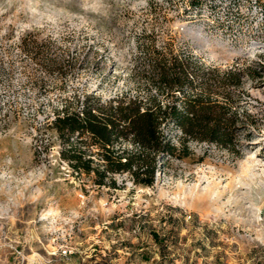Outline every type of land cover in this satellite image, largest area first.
<instances>
[{
    "label": "rangeland",
    "instance_id": "374dc122",
    "mask_svg": "<svg viewBox=\"0 0 264 264\" xmlns=\"http://www.w3.org/2000/svg\"><path fill=\"white\" fill-rule=\"evenodd\" d=\"M157 50L251 67L239 151L162 155L152 187L74 175L54 111L155 90ZM0 264H264V0H0Z\"/></svg>",
    "mask_w": 264,
    "mask_h": 264
},
{
    "label": "trees",
    "instance_id": "16d2710c",
    "mask_svg": "<svg viewBox=\"0 0 264 264\" xmlns=\"http://www.w3.org/2000/svg\"><path fill=\"white\" fill-rule=\"evenodd\" d=\"M247 69L194 67L190 59L177 57L168 63L157 50L146 74L155 90L109 99L86 91L82 107L65 105L54 111L50 123L64 144L61 157L71 163L74 175L83 174L98 186L117 188V175L126 174L134 184L152 187L162 155L177 156L191 143L239 151L235 129L243 119L235 90L243 88ZM170 123L181 132L177 141L167 131ZM153 236L164 243L157 233Z\"/></svg>",
    "mask_w": 264,
    "mask_h": 264
},
{
    "label": "built area",
    "instance_id": "2783aa9c",
    "mask_svg": "<svg viewBox=\"0 0 264 264\" xmlns=\"http://www.w3.org/2000/svg\"><path fill=\"white\" fill-rule=\"evenodd\" d=\"M62 253H63L64 255H69V254L72 253V251H71L70 249H68L67 247H65V248L62 250Z\"/></svg>",
    "mask_w": 264,
    "mask_h": 264
}]
</instances>
